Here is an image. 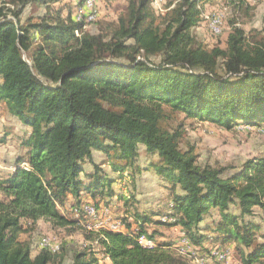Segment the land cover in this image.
Here are the masks:
<instances>
[{
	"label": "trees",
	"instance_id": "obj_1",
	"mask_svg": "<svg viewBox=\"0 0 264 264\" xmlns=\"http://www.w3.org/2000/svg\"><path fill=\"white\" fill-rule=\"evenodd\" d=\"M214 1L171 0L160 15L152 0H128L117 21L93 34L76 19L84 0H0V102L31 128L17 137L24 150L14 169L0 171V264H62L60 250L38 243L32 254L31 242L20 240L23 219L83 229L112 264H194L163 239L160 227L174 226L196 247L232 246L242 264H264V153L226 173L199 164L194 147L182 150L181 133L164 125L182 113L227 129L264 127V31L248 35L233 22L226 47H207L192 29ZM225 1L251 9L249 0ZM33 4L48 11L22 19ZM140 145L157 155L148 167L167 190L142 211L134 194L132 202L112 187L126 171L140 172ZM70 195L67 215L60 207ZM114 196L125 201L116 214L125 230L86 229L83 205L109 210ZM212 208L219 219L203 227ZM142 237L156 244L146 247ZM93 252L75 251L71 264H103Z\"/></svg>",
	"mask_w": 264,
	"mask_h": 264
},
{
	"label": "rangeland",
	"instance_id": "obj_2",
	"mask_svg": "<svg viewBox=\"0 0 264 264\" xmlns=\"http://www.w3.org/2000/svg\"><path fill=\"white\" fill-rule=\"evenodd\" d=\"M67 1H70L68 3H72L77 2L78 0ZM94 1V5H96V7H94L97 11L98 18L91 21L92 23L89 20L86 22L84 21L87 23L86 29L93 34H97L99 30L105 29L110 23L117 21L119 15L125 11L128 3V0ZM152 1L154 10L158 14L163 15L166 13L168 3L171 0ZM249 1L251 4V9L249 10H236L225 0H216L212 4L206 5L204 10V17L206 18L198 26L194 27L192 32L209 48L216 45L226 47V37L232 30L233 22H235L237 26L244 28L248 35H259V37H261L264 31V0ZM47 11L48 10L44 6L35 4L29 5L25 9L22 19H25L28 16H42ZM87 11H90V9L87 8ZM218 13H221L219 15L221 16L222 25L220 24L219 31L216 32V34L220 35H214L215 33L212 31L211 21L213 15H218ZM154 60L159 61V58H154ZM3 107L4 106H0V136H8L7 142L3 145L0 144V165L8 167L9 165L6 163L14 161L16 154L23 150L20 142L15 140V138L16 136L23 134L24 131L19 123H15L16 121L13 117L9 115L6 110L2 109ZM164 125L172 131L177 130L181 133L180 148L182 150H187L191 146L194 147V153L197 155V162L199 164L224 167L226 168V173H231L239 169L247 159L261 156L264 153V127L249 128L244 125H238L232 129H227L199 119L186 118L182 113H170V117ZM94 155L97 163L101 165L106 163L107 156L104 153L95 151ZM157 161V155H148L145 152V147L140 145V154L136 160V164L140 167V172L131 174V172L126 171L124 175L128 174V176L122 178L120 182H115L112 186L113 189L117 193L128 196L132 202H134L132 198V195L134 194L135 200L137 199V201H139L137 203V208L142 210L149 207V205L146 204L148 201L158 199L160 202V200L166 196L167 190L160 185L161 178L156 171L148 167L150 163ZM23 166H25V164H23ZM103 167L107 173L113 177H117V174L112 172L108 164H103ZM90 168L91 166L88 164V171L91 170ZM89 201L93 202L92 200ZM124 202V200H117V197L114 196L109 210H107L108 208L106 210H98L93 204H91V207L97 209V219L92 218L89 213H86V208L89 204L83 205L81 211L85 216V221L84 223L82 222V224L86 229H100L103 227L114 229L116 231H124L125 227L123 226L122 221L116 219L113 220L110 217V215H112V217L116 218V214L125 213L126 206ZM70 209V207L64 209L63 213L71 215L72 211ZM115 209L119 210V212L115 213ZM104 211H108V223L112 225L109 228L106 226V219H99V217L103 216ZM162 219L167 220L168 218L163 217ZM214 222L215 219H213L212 215L211 219L206 217V221L202 226L213 227ZM22 224L23 231L20 234V240L31 242L33 247L32 254H35V251H37V244L39 242H41L39 245L42 247L43 239H49V247L51 250L55 252L60 250L61 253H66L62 264H71L74 252L77 250L85 248L89 251H95L93 252L95 255H98V251H100V246L97 242L85 240V233L81 228H76L75 231H69V229L72 228H56L45 219H39L35 222L23 219ZM160 229L164 232L163 234H165L167 238L169 237L172 240L176 239L174 236L177 235V231L174 227H160ZM158 238H160V236H158ZM187 238L188 237L184 235L176 244V251L178 254L186 256L194 264L198 263L197 259L200 257L207 261V258H209V250H198V248L192 244L190 239L188 238V240ZM139 241L146 247H153L156 244L154 240L146 239L145 237H142L141 239L139 238ZM187 242L191 245L190 250L187 248ZM219 247L222 246L218 245L211 248L219 249ZM232 255V261L219 264L241 263L239 254L234 247H232ZM98 257L101 262H103V258L100 256Z\"/></svg>",
	"mask_w": 264,
	"mask_h": 264
},
{
	"label": "crops",
	"instance_id": "obj_3",
	"mask_svg": "<svg viewBox=\"0 0 264 264\" xmlns=\"http://www.w3.org/2000/svg\"><path fill=\"white\" fill-rule=\"evenodd\" d=\"M208 5V4H207ZM0 106L2 107V106H4L2 109H4V110H6L7 111V109H6V106H5V103L4 102H0ZM8 112V111H7ZM9 113V112H8ZM9 115H10V113H9ZM12 116V115H11ZM14 119H15V123H19L21 126H22V128H23V131H24V133L23 134H21V135H18V136H16V138H15V140H18L19 142H20V140H19V138H17V137H20V136H23V135H27V134H29L30 132H31V128L30 127H28V126H26V125H24L22 122H20L16 117H14V116H12ZM8 136V135H7ZM24 150V149H23ZM22 150V151H23ZM95 152V151H94ZM94 152H93V156H95L94 155ZM20 153V152H19ZM19 153H17L16 154V156L19 154ZM15 156V157H16ZM15 161V160H14ZM14 161H11V163H9V162H7L6 164L7 165H9L8 167H3V166H1L0 165V171L1 172H3V173H6V172H9V171H12L13 169H14ZM88 166V165H87ZM87 166H86V169H87ZM91 166V165H90ZM91 169V168H90ZM89 169V170H90ZM87 171H88V169H87ZM162 182H165V181H161V183ZM89 200H91V199H89ZM88 200V201H89ZM74 201V197L72 196V195H70V197H69V200H68V203H67V205L66 206H64V207H60V209H61V211H63L64 212V209H66V208H68V207H70V204L72 203ZM146 204H148L149 205V207L148 208H150V207H154V206H157L158 204H159V201H158V199L157 200H153V201H148V202H146ZM71 208V207H70ZM148 208H146V209H148ZM71 211H72V209H70ZM140 210H142V209H140ZM145 210V209H144ZM219 214H220V212H219V210L217 209V208H212L211 209V211H210V215H208V217L207 218H209V219H211V217H212V215H213V219H215V222L219 219ZM110 217L113 219V220H120V219H117V218H115V217H112V215H110ZM22 223H23V220H22ZM212 225V224H211ZM22 226H23V224H22ZM174 228L176 229V231H177V235L176 236H174L176 239H174V241L175 242H179L182 238H183V236L185 235V233L181 230V228L180 227H178V226H174ZM133 229H135V226H133ZM209 231L210 230H208L206 233H209ZM163 232V231H162ZM163 239H167V237L165 238H163ZM168 239H170L169 237H168ZM232 245H234V243H232ZM199 246H201V247H211L212 246V244H210L208 241H206V242H203V244L202 245H199ZM199 246H197L196 248H198L199 249ZM99 253H98V255L97 256H100V257H102L103 259H102V261H103V264H112V261H111V259L109 258V257H106V256H104L100 251H98ZM37 253V251H35V254ZM34 253H33V255H35Z\"/></svg>",
	"mask_w": 264,
	"mask_h": 264
},
{
	"label": "built area",
	"instance_id": "obj_4",
	"mask_svg": "<svg viewBox=\"0 0 264 264\" xmlns=\"http://www.w3.org/2000/svg\"><path fill=\"white\" fill-rule=\"evenodd\" d=\"M87 4H92L91 0H87ZM87 4H86V11L84 13V16L76 15L78 21L86 22L87 20H90L89 11H87ZM219 14L221 13H218V15ZM212 31H214V33L216 34V29H212ZM87 207H91V204H89ZM99 219H106V226L108 228L112 226L108 223V211H104L103 216L99 217ZM190 247L191 245L189 244V242H187L188 250H190ZM232 259H233L232 246H222L219 247V249L209 248V258L207 259V261H202V262H206V264H219V263H229V261H232Z\"/></svg>",
	"mask_w": 264,
	"mask_h": 264
},
{
	"label": "bare ground",
	"instance_id": "obj_5",
	"mask_svg": "<svg viewBox=\"0 0 264 264\" xmlns=\"http://www.w3.org/2000/svg\"><path fill=\"white\" fill-rule=\"evenodd\" d=\"M92 4H87V0H85L84 4L82 5V7L80 6L79 9L77 10L76 12V15L77 16H84V13L86 11V4H87V8L90 9L89 11V16H90V22L93 21L95 18H97V11L95 10V7L96 5H94V0H91ZM95 6V7H94ZM77 19V18H76ZM88 21V22H89ZM221 24V16L220 15H213V19L211 21V27L212 29H216V32L219 31V26ZM85 207V206H84ZM93 209V210H92ZM86 213H89V215L94 218V219H97L96 216L97 215V210L94 208V207H87L86 208ZM101 215V214H100ZM88 216V215H87ZM89 218V217H88ZM94 221V220H93ZM99 221V220H98ZM90 223V222H89ZM112 224V223H111ZM103 228V227H102ZM114 230V229H112ZM116 231V230H115ZM188 239V238H187ZM50 241L49 239H43L42 241V247L43 248H47V249H50ZM51 250V249H50ZM53 251V250H52ZM59 251V250H58ZM55 252V251H54ZM199 254V253H198ZM234 255V254H233ZM197 256V255H196ZM208 259V258H207ZM202 261H205L204 259H202L201 257L197 259V262L196 264H206L205 262H202ZM196 262V261H195ZM242 264V263H240Z\"/></svg>",
	"mask_w": 264,
	"mask_h": 264
}]
</instances>
